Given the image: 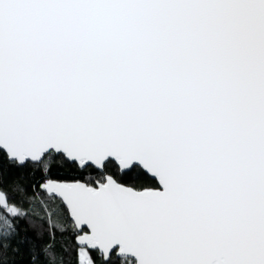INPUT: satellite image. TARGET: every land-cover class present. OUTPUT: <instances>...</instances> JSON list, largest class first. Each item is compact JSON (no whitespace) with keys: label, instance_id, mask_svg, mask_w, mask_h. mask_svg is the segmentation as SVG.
<instances>
[{"label":"snow or ice","instance_id":"6c2138e0","mask_svg":"<svg viewBox=\"0 0 264 264\" xmlns=\"http://www.w3.org/2000/svg\"><path fill=\"white\" fill-rule=\"evenodd\" d=\"M0 264H264V0H0Z\"/></svg>","mask_w":264,"mask_h":264},{"label":"trees","instance_id":"16d2710c","mask_svg":"<svg viewBox=\"0 0 264 264\" xmlns=\"http://www.w3.org/2000/svg\"><path fill=\"white\" fill-rule=\"evenodd\" d=\"M31 234V233H30Z\"/></svg>","mask_w":264,"mask_h":264}]
</instances>
